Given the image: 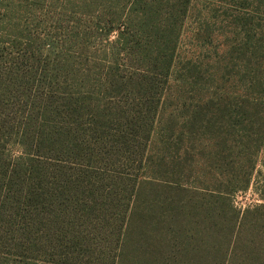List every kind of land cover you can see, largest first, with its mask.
I'll return each instance as SVG.
<instances>
[{
  "label": "rangeland",
  "instance_id": "obj_1",
  "mask_svg": "<svg viewBox=\"0 0 264 264\" xmlns=\"http://www.w3.org/2000/svg\"><path fill=\"white\" fill-rule=\"evenodd\" d=\"M170 4L0 0V264H264V0Z\"/></svg>",
  "mask_w": 264,
  "mask_h": 264
},
{
  "label": "trees",
  "instance_id": "obj_2",
  "mask_svg": "<svg viewBox=\"0 0 264 264\" xmlns=\"http://www.w3.org/2000/svg\"><path fill=\"white\" fill-rule=\"evenodd\" d=\"M126 2V12H125V20L123 23V27L118 30L117 32V38L116 40L120 42V48L125 51L128 48L127 45H129L131 42L136 41V37H143L145 34H148L150 32L158 33L160 36H164L168 32H173V29L167 28L165 26H156L155 24H151L152 15L157 12L158 6H167L169 5L171 7V10L168 13V17H173L174 15H177L175 12L174 5L170 4L173 2V0H124ZM178 2H181L182 6L186 5L187 0H178ZM117 4V3H116ZM120 3H118L116 6L120 7ZM131 26V28H129ZM114 28H111L110 26L106 29V35L109 34ZM129 47V46H128ZM164 72L166 71V67L163 66ZM21 69L19 68H12L9 70H0V82L5 81L4 85L7 83L6 81L11 79H18L19 77L22 78L23 76L19 73ZM15 82V81H13ZM16 83V82H15ZM8 84V83H7ZM20 84V83H17ZM109 84V83H108ZM25 85V84H24ZM12 87H15V85L11 84ZM12 90V89H11ZM76 94L81 97V101L79 102V109H78V116L77 117H83L84 114L89 113L90 110H92L93 107H91L89 110H86V101L91 100V92H82L77 90ZM70 95L68 97V103L70 101ZM33 109V108H32ZM7 126V124H6ZM4 130L0 128V132ZM75 133V132H74ZM73 133V134H74ZM25 134V133H21ZM86 134V133H85ZM16 135H19L16 134ZM20 139L24 140L25 136H20ZM83 137V136H82ZM79 241L84 242L83 239H79ZM84 245V244H83ZM88 245V244H86Z\"/></svg>",
  "mask_w": 264,
  "mask_h": 264
}]
</instances>
